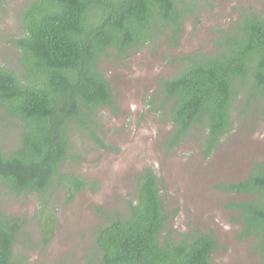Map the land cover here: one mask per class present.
Here are the masks:
<instances>
[{"label":"trees","instance_id":"trees-1","mask_svg":"<svg viewBox=\"0 0 264 264\" xmlns=\"http://www.w3.org/2000/svg\"><path fill=\"white\" fill-rule=\"evenodd\" d=\"M196 8L198 0H28L18 12L21 33L12 42L20 49V65H0L1 118L8 126L19 125L18 142L5 147L0 136V180L12 193L42 197L44 229L55 225L44 195L56 187L72 197L88 186L96 188L94 181L63 167L75 128L91 131L108 148L94 130L98 110L114 105L100 61L158 36L177 45L186 17ZM223 32L213 53L188 55L176 74L160 79L162 100L156 103L172 125L166 141L170 148L193 130L203 131L202 148L211 155L231 131L239 102L243 112L255 106L264 118V15L243 9ZM137 185L129 212L107 216L109 221L97 232L101 264H213L219 246L211 233L187 232L179 239L165 233L169 213L156 171L143 170ZM223 189L252 196L229 207L240 212V236L254 237L264 264V165L255 164L244 180ZM24 222L0 211V264H28L13 251Z\"/></svg>","mask_w":264,"mask_h":264},{"label":"rangeland","instance_id":"rangeland-1","mask_svg":"<svg viewBox=\"0 0 264 264\" xmlns=\"http://www.w3.org/2000/svg\"><path fill=\"white\" fill-rule=\"evenodd\" d=\"M27 1L3 0L0 6L2 66L20 65V49L12 40L21 33L16 16ZM248 8L264 15V0H198L177 45L158 36L127 54L119 57L115 51L112 58L100 61L114 105L98 110L94 130L108 148L98 144L91 131L75 128L63 167L94 181L96 188L88 186L72 197L67 189L56 187L44 195L49 199L46 212L55 216L54 229H44L39 215L42 197L12 193L0 180V211L25 220L13 245L15 257L28 264H101L99 228L116 214L129 212L130 203L137 200V177L152 168L169 213L166 234L179 239L187 232L211 233L219 246L213 264H262L254 237L240 236L244 229L240 212L229 207L252 196L228 192L223 186L244 180L255 164L264 165V118L255 106L243 112L239 102L231 131L206 155L203 131L193 130L176 147L168 146L172 125L162 116L161 103H156L162 100L160 79L176 74L188 55L213 53L223 31ZM8 124L0 108V136L5 147H16L19 125Z\"/></svg>","mask_w":264,"mask_h":264}]
</instances>
